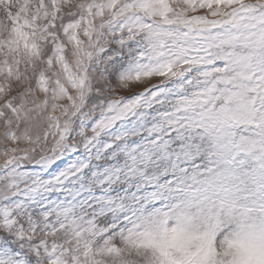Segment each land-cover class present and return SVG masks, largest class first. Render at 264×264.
Listing matches in <instances>:
<instances>
[{"label": "snow or ice", "instance_id": "obj_1", "mask_svg": "<svg viewBox=\"0 0 264 264\" xmlns=\"http://www.w3.org/2000/svg\"><path fill=\"white\" fill-rule=\"evenodd\" d=\"M0 264H264V0H0Z\"/></svg>", "mask_w": 264, "mask_h": 264}]
</instances>
